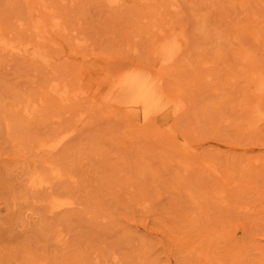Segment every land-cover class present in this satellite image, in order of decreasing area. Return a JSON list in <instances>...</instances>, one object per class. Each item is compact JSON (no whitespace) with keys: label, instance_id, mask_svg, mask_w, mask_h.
<instances>
[{"label":"rangeland","instance_id":"374dc122","mask_svg":"<svg viewBox=\"0 0 264 264\" xmlns=\"http://www.w3.org/2000/svg\"><path fill=\"white\" fill-rule=\"evenodd\" d=\"M0 31L48 55L0 45V264H264V0H0ZM133 66L181 109L146 125L94 93Z\"/></svg>","mask_w":264,"mask_h":264},{"label":"bare ground","instance_id":"6f19581e","mask_svg":"<svg viewBox=\"0 0 264 264\" xmlns=\"http://www.w3.org/2000/svg\"><path fill=\"white\" fill-rule=\"evenodd\" d=\"M106 1H108L112 4H118V2L120 0H106ZM28 9H30V8H28ZM31 10H32V8H31ZM33 10L35 11V9H33ZM40 10L41 9L36 10V11H40ZM41 21L42 20L39 18V19H37V22L34 24L37 32L42 31V30L46 31V28L42 27L43 24ZM53 26L57 27L58 24L55 23ZM164 29H166V28H164ZM167 29H169V28H167ZM42 33H39V35L43 36ZM7 35L8 34H5L4 37H6ZM4 37L2 36L1 31H0V45L2 46L3 49H7L9 52H12V54L13 53H19V54L22 53V54L30 55V58L34 57L35 59H39V60H43V61L48 60L47 53L44 51V49H42L41 45L39 46L38 43H34L35 41L34 42L32 41L34 44H31L29 42H25V43L16 42L15 43V42H12L13 40L12 41L6 40ZM40 39H39V41H40ZM19 40H21V39H19ZM35 40L37 41V38H35ZM153 42H154L153 53L155 54L154 57L156 58L157 62H166V63L171 61L174 57H176L175 55L177 54V52L179 51V49L181 48V45H182L180 37H178L177 34L172 32L171 30L167 31V32H163V33H158L156 35V37L154 38ZM112 67L117 68L118 65L115 64V65H112ZM126 67H128V66H126ZM126 67L125 68L122 67L124 70L121 72H118V73H114V71H112V70L106 71V73L103 76V80L99 81L95 85L94 93L97 96L101 95L100 97L104 101H108V102L111 101V102H114L115 104L119 105V107L121 106L124 110H126L128 112V114L133 115L139 121H143V124L145 122H148V121L151 122L153 120H156V121L161 120L162 121V120L166 119L167 114L169 113L170 110L173 113L174 112L176 113L178 110L181 109V107L183 106V103L181 101L182 98L180 97L181 100L178 99L179 98L178 96H177L178 98H173V97L171 98L169 96V94H167L168 90H167V92H165L159 77L156 76L154 73H152L153 71L151 72L149 69H145V68L140 69V68H136L134 66L127 68V69H126ZM113 68H111V69H113ZM253 71L254 70H252V72H251L252 74H253ZM261 73H262V71H261ZM263 75L255 74L254 76H252L254 84H255V90L257 91V93L264 91V76ZM247 78H248V76H247ZM50 90H51V92L60 95L62 98H66L67 92H68L67 88L59 89L56 87V85H52L50 87ZM50 94H52V93H50ZM69 99H70V97H69ZM260 102H262V101H260ZM115 104H113V105H115ZM259 104L260 103H256L255 105L253 104L254 106L252 107L251 110H249V111H251L250 112L251 116H253V120L250 123H249V120L251 119V117H250V119L247 118L250 126H256L259 124L261 119L263 120L264 114L262 113V110L260 108L261 105L259 106ZM20 107H22V106L20 105ZM36 108H37V106L35 104L31 105L29 103H26L23 106V111L25 114H31V113H33V111L36 110ZM29 116L30 115H28V117ZM137 125H138V123H137ZM146 125H148V124H146ZM167 134H168V132H167ZM64 137H65V135L61 136L59 139H57L54 142H47L48 139H46L47 143L41 144V148L46 149V151L49 150V151L53 152L54 150L57 149L56 147L58 145L61 146L60 144H62L64 142V140H63ZM35 170L36 169H34L33 172H35ZM39 171L32 176L31 184L33 186H37V185L40 186V185H43L44 183H46L44 178L40 174H38V173H41L42 171L41 172H39ZM57 173L58 172H56V174ZM59 173H61V172H59ZM54 174H52L53 177H54ZM70 176L72 177V175H70ZM47 186L48 185H45L46 188H47ZM60 195L61 194H59V197H60ZM67 196L69 198H71L69 195H67ZM59 197H57V198H59ZM61 197H62V195H61ZM68 204L70 205L71 201L53 199L51 201L50 206H51V209H53V208L62 207L64 205H68ZM56 211H59V209L55 210V212Z\"/></svg>","mask_w":264,"mask_h":264}]
</instances>
